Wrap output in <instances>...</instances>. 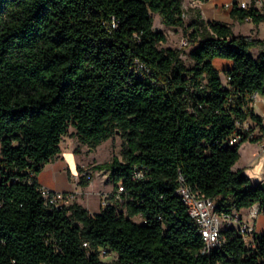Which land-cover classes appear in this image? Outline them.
Here are the masks:
<instances>
[{
	"label": "trees",
	"instance_id": "trees-1",
	"mask_svg": "<svg viewBox=\"0 0 264 264\" xmlns=\"http://www.w3.org/2000/svg\"><path fill=\"white\" fill-rule=\"evenodd\" d=\"M184 13V0H0V264H264L263 233L248 243L225 229L220 247L203 254L177 194L182 178L219 215L254 206L264 215V191L233 170L244 124L259 128L250 143L264 139L253 109L264 96V39L234 35L194 9L188 67L154 28L155 15L182 28ZM230 17L264 22L253 7ZM216 59L232 66L221 72ZM70 127L91 151L123 142L121 158L95 167L110 174L114 199L97 214L76 202L51 209L42 196L38 177ZM135 170L144 178L133 180Z\"/></svg>",
	"mask_w": 264,
	"mask_h": 264
},
{
	"label": "rangeland",
	"instance_id": "rangeland-1",
	"mask_svg": "<svg viewBox=\"0 0 264 264\" xmlns=\"http://www.w3.org/2000/svg\"><path fill=\"white\" fill-rule=\"evenodd\" d=\"M230 0H210L209 6L213 9L221 10L223 13H227L228 10L224 9V5ZM190 0H184V9L186 13L189 8ZM188 14V13H187ZM246 23V22H245ZM237 25L234 28V33L239 36H248L255 38L254 30L250 23ZM192 19L190 16L185 18V26L182 28H169L166 27L159 15L154 16V28L161 31L167 36V43L161 45V48H173L182 52V60L184 63L191 67L193 61L190 57L191 51L194 49V45L190 42L186 48H181L183 40H189V34L191 33L190 26ZM190 41V40H189ZM253 56L256 52H253ZM215 69L223 72L227 68L232 66V62L229 60L216 59L213 62ZM122 139L120 136H116L113 139L103 143L96 151H91L87 146L80 144L76 137V130L73 127L69 128L68 135L63 138L61 142V157L56 161L48 164L40 175L39 179L44 182L52 184L58 191H66V194L76 193L79 194L83 187L79 184L82 176H93V185L86 190L84 197L77 196L78 199L82 198L83 204L89 209L91 213H97L102 208L101 202L103 196H100L99 192H105L111 188L110 174L107 171H98L95 169L97 165L109 163L114 157L121 158L122 151ZM251 145L245 148L243 152V158L240 161L238 167H245L242 171L251 180L253 185H257L264 177V158L253 161ZM1 149V145H0ZM113 192V191H112ZM112 192L108 194L107 202H113L111 198ZM246 214V211H243ZM135 222L142 223V219L135 218ZM253 225V221H251ZM258 233L264 234V217L261 215L257 220ZM105 262H115L116 257L113 254H106L102 256Z\"/></svg>",
	"mask_w": 264,
	"mask_h": 264
},
{
	"label": "built area",
	"instance_id": "built-area-1",
	"mask_svg": "<svg viewBox=\"0 0 264 264\" xmlns=\"http://www.w3.org/2000/svg\"><path fill=\"white\" fill-rule=\"evenodd\" d=\"M197 2L193 1L189 7L188 14L184 13L183 17L190 16L192 19L193 10L196 9ZM225 10L231 11L234 7L240 9H249L253 7L260 13H264V0H238L237 2L227 3L224 6ZM185 10V9H184ZM190 44L188 39H185L181 43V48H186ZM257 96V95H256ZM255 96V97H256ZM254 125L251 122H246L243 126V133L247 136L248 141L258 136L259 128H255L250 131ZM242 140L241 136H235L230 145H234ZM144 178V173L141 170H135L133 172V180H141ZM124 191V188L120 186L115 199H120V194ZM42 196L46 204L51 209H61L70 205L73 200V194L57 193L50 191L46 188L41 190ZM178 196L184 203L189 216L194 220L199 233L204 240L203 254H208L212 250L217 249L221 245V233L225 229H234L240 234L243 239L250 243L254 240L255 234H257L254 226L250 223L258 218L260 212L257 206H254L248 211L247 216L242 213L233 212L230 215H219L215 208V202L212 199L201 197L198 193L194 192L188 185L185 184L184 179H180V186L177 190ZM108 195L103 197L101 202L102 207H107L111 202H107ZM106 255L103 252L102 256Z\"/></svg>",
	"mask_w": 264,
	"mask_h": 264
},
{
	"label": "crops",
	"instance_id": "crops-1",
	"mask_svg": "<svg viewBox=\"0 0 264 264\" xmlns=\"http://www.w3.org/2000/svg\"><path fill=\"white\" fill-rule=\"evenodd\" d=\"M193 1L197 2L196 9L200 10V13L202 15V19L205 22L219 21V22H222V23L231 24L232 28H233V33H234V28L237 25H239V23L233 21V19L230 17V11H228L227 13H223L221 10L211 8L209 6V1L210 0H204V1L190 0L189 7L191 6V3ZM230 1L231 2H228V3L237 2L238 0H230ZM246 23L253 24L251 21H247ZM253 30H254V34H255V39H260V40L264 39V22L261 23L259 26H255L253 24L252 25V29L250 31H253ZM234 35H237V34L234 33ZM243 36H245V35H243ZM248 36H250V34ZM253 52H256V55L254 56L256 58L259 55V50L258 49H253L251 53L253 54ZM253 109H254L255 114H257L258 116H260V117H262L264 119V96L257 95L255 97V101L253 103ZM263 125H264V120H263ZM249 145H251V147H252L251 149H252L253 161L261 159L262 157L264 158V139L261 142H259V143L247 142V143L243 144L241 146V148H240V159L236 163V165L233 167L234 171H239V170L242 171L245 168V167H238V165H239L240 161L243 158V152H244L245 148L248 147ZM60 157H61V155H60ZM40 175H39V177H40ZM39 177H38V182L43 188H46V189H48L50 191L57 192V193H65L66 192V191H58L57 189H55V187L52 184H50L48 182L41 181L39 179ZM263 182H264V177L262 178V180L259 183H257V185L260 186ZM92 185H93V182L91 183V185L89 187L83 188L82 191H80L78 195H76V193H72L74 198L70 202V204L76 202V203L82 205L84 208H86L89 211V209L83 204L82 198L78 199L77 196L81 195L82 197H84V195L87 193L85 191L88 190ZM112 191H113V186L111 185V188L109 190H107L105 192L100 191L99 194H100V196H103V195L105 196V195L110 194ZM244 211H246V214H243V211H242V214L244 216H247L249 210H244ZM99 212L100 211H98L97 213H99ZM97 213H91V214H97ZM260 215L262 217H264V215L259 214V216ZM257 220H258V218L253 221V226H254L256 232L258 233L259 230L256 229Z\"/></svg>",
	"mask_w": 264,
	"mask_h": 264
},
{
	"label": "water",
	"instance_id": "water-1",
	"mask_svg": "<svg viewBox=\"0 0 264 264\" xmlns=\"http://www.w3.org/2000/svg\"><path fill=\"white\" fill-rule=\"evenodd\" d=\"M259 187L264 191V182Z\"/></svg>",
	"mask_w": 264,
	"mask_h": 264
}]
</instances>
